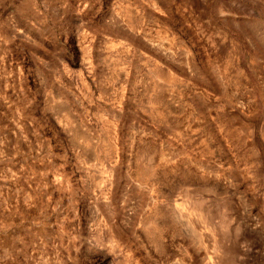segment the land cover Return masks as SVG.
<instances>
[{
  "label": "rangeland",
  "instance_id": "374dc122",
  "mask_svg": "<svg viewBox=\"0 0 264 264\" xmlns=\"http://www.w3.org/2000/svg\"><path fill=\"white\" fill-rule=\"evenodd\" d=\"M0 264H264V0H0Z\"/></svg>",
  "mask_w": 264,
  "mask_h": 264
}]
</instances>
